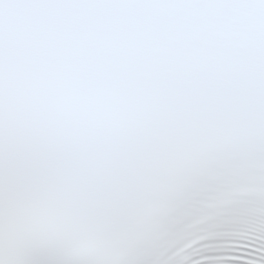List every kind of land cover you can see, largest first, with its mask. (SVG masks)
Listing matches in <instances>:
<instances>
[{
  "label": "snow or ice",
  "instance_id": "1",
  "mask_svg": "<svg viewBox=\"0 0 264 264\" xmlns=\"http://www.w3.org/2000/svg\"><path fill=\"white\" fill-rule=\"evenodd\" d=\"M0 264H264V0H0Z\"/></svg>",
  "mask_w": 264,
  "mask_h": 264
}]
</instances>
